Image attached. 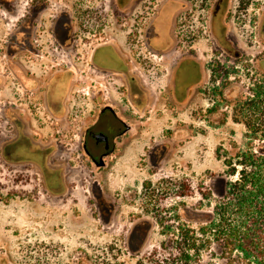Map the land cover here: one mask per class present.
<instances>
[{
	"label": "flooded vegetation",
	"instance_id": "obj_1",
	"mask_svg": "<svg viewBox=\"0 0 264 264\" xmlns=\"http://www.w3.org/2000/svg\"><path fill=\"white\" fill-rule=\"evenodd\" d=\"M243 83L247 99L264 98V0H0V168L15 184L39 179L53 199L87 185L91 216L113 232L100 264H150L196 210L138 203L142 190L107 186L110 171L128 166L161 103L207 100L226 115ZM174 143L148 145L149 174ZM157 228L164 239L149 249ZM12 239L0 235V264H22ZM47 249L45 264H94L85 247Z\"/></svg>",
	"mask_w": 264,
	"mask_h": 264
},
{
	"label": "rangeland",
	"instance_id": "obj_2",
	"mask_svg": "<svg viewBox=\"0 0 264 264\" xmlns=\"http://www.w3.org/2000/svg\"><path fill=\"white\" fill-rule=\"evenodd\" d=\"M243 84L245 90L242 94L238 86L230 91L231 100L239 98L225 106L226 115L223 110L207 111V100H194L172 111L168 103H161V109L153 112L148 120V129L140 138H135L128 166L117 169L120 166L116 165L110 171L107 186L113 189L132 185L142 190L138 203H158L165 208L180 204L186 206V210H196L194 215L188 211L187 220L173 223L175 236L180 241L178 247L172 243L170 250L161 249L159 259L150 264L245 263L239 252L229 255L211 232L203 234L200 231L201 227L210 224L215 206L222 201L229 177L225 158L245 147L251 130L257 132L253 143L264 142V98L259 101L247 99L251 95V87L248 83ZM164 140L175 141L174 152L170 158V150H167L166 156L170 159L152 166L149 174L144 153L149 144ZM144 144L145 148L142 147ZM3 172L0 168V205L6 204L10 210H16L17 219L2 223L1 226L6 227L2 231L7 238H13V246L21 247L22 264H36L37 259L39 264H45L51 243L55 248L59 247L56 251L71 254L85 247L94 264L109 261L113 245L110 242L112 228L101 226L91 216L90 196L85 194L87 185L71 182L74 190L70 195L53 199L43 194L39 179L22 177L15 184ZM126 172L132 175L128 176ZM52 186L57 187V184ZM85 206L86 224L82 226L79 225V215ZM30 209L40 212L33 213V216L26 212ZM160 229H155L156 239L151 240L149 249L157 248V241L164 239L159 235ZM16 234L20 238L15 241ZM193 240L196 242L192 248ZM130 264H136L135 259Z\"/></svg>",
	"mask_w": 264,
	"mask_h": 264
},
{
	"label": "trees",
	"instance_id": "obj_3",
	"mask_svg": "<svg viewBox=\"0 0 264 264\" xmlns=\"http://www.w3.org/2000/svg\"><path fill=\"white\" fill-rule=\"evenodd\" d=\"M247 136L245 147L225 158L229 177L222 201L200 231L211 232L229 255L239 252L244 264H264V142L253 143L256 130Z\"/></svg>",
	"mask_w": 264,
	"mask_h": 264
},
{
	"label": "crops",
	"instance_id": "obj_4",
	"mask_svg": "<svg viewBox=\"0 0 264 264\" xmlns=\"http://www.w3.org/2000/svg\"><path fill=\"white\" fill-rule=\"evenodd\" d=\"M9 208L10 207L8 205H6V204L0 205V231H1L0 235L1 236H5L3 234L2 228L4 230H6V227L5 226L2 227L1 224L2 223H7V221L12 220V218L17 219V215H16V213H14V212H17V211L16 210L12 211ZM26 212L34 216L35 213L39 214L40 210L30 209V210H27ZM12 215H14V216H12ZM33 216H31V217H33Z\"/></svg>",
	"mask_w": 264,
	"mask_h": 264
}]
</instances>
